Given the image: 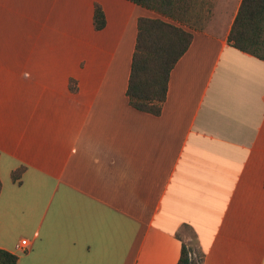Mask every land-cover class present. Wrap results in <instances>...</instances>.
Listing matches in <instances>:
<instances>
[{
    "label": "crops",
    "instance_id": "1",
    "mask_svg": "<svg viewBox=\"0 0 264 264\" xmlns=\"http://www.w3.org/2000/svg\"><path fill=\"white\" fill-rule=\"evenodd\" d=\"M224 1L191 30L158 115L126 96L137 19L159 17L132 1L84 0L73 37L34 32L46 63L0 48V249L16 264H176L186 224L202 264H264V60L227 41L241 0Z\"/></svg>",
    "mask_w": 264,
    "mask_h": 264
},
{
    "label": "trees",
    "instance_id": "2",
    "mask_svg": "<svg viewBox=\"0 0 264 264\" xmlns=\"http://www.w3.org/2000/svg\"><path fill=\"white\" fill-rule=\"evenodd\" d=\"M149 9L159 17H138L137 34L126 88L129 105L158 115L168 89L169 75L179 58L188 49L196 29L191 23L193 12L203 0H129ZM197 17H199L197 15ZM102 6L95 2L93 26H105ZM231 46L264 60V0H241L227 35ZM69 89L76 91V81L69 80ZM24 167L11 172L18 180ZM1 186V183H0ZM183 243L176 264H202L204 251L196 252ZM17 257L0 249V264H16Z\"/></svg>",
    "mask_w": 264,
    "mask_h": 264
},
{
    "label": "rangeland",
    "instance_id": "3",
    "mask_svg": "<svg viewBox=\"0 0 264 264\" xmlns=\"http://www.w3.org/2000/svg\"><path fill=\"white\" fill-rule=\"evenodd\" d=\"M13 2L11 4L10 2ZM83 1L84 0H0V7L4 10L10 6L11 9L6 12L9 19L13 18V28L10 30V40L7 38L0 40V48H15L19 54L25 58L28 54L30 57L38 56L45 63L47 58L44 56L45 50L42 46L43 42H37L38 36H34V32H47L53 30V36L73 37L78 32H84L86 20H83ZM220 3L225 2L219 0ZM218 0H203V4H198L193 12L191 23L194 27L201 26V16H205V11L211 8ZM234 5V0H231L227 6ZM5 6V7H4ZM206 7V8H205ZM204 10V13L202 11ZM209 11V10H208ZM197 15L199 17H197ZM207 16V15H206ZM203 18V17H202ZM48 24H44V21ZM30 32L31 36H22L23 33ZM66 33H69L66 35ZM47 37V36H42ZM28 76V73L24 74ZM214 218L196 217V221L200 224L205 223V227L209 228ZM198 226V225H197ZM181 235L184 238L185 244L192 249V257L196 258V252L200 251V243L198 241L195 230L186 224L181 228ZM207 231V230H206ZM205 231V232H206Z\"/></svg>",
    "mask_w": 264,
    "mask_h": 264
},
{
    "label": "built area",
    "instance_id": "4",
    "mask_svg": "<svg viewBox=\"0 0 264 264\" xmlns=\"http://www.w3.org/2000/svg\"><path fill=\"white\" fill-rule=\"evenodd\" d=\"M26 248H27V241H26V239H22L20 242V245H19V249L21 251H24V250H26Z\"/></svg>",
    "mask_w": 264,
    "mask_h": 264
}]
</instances>
